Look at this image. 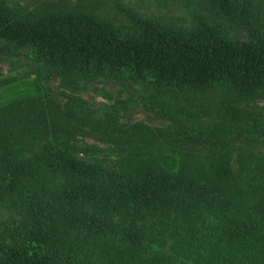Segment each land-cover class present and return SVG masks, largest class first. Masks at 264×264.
Returning <instances> with one entry per match:
<instances>
[{
	"label": "trees",
	"instance_id": "1",
	"mask_svg": "<svg viewBox=\"0 0 264 264\" xmlns=\"http://www.w3.org/2000/svg\"><path fill=\"white\" fill-rule=\"evenodd\" d=\"M198 2L207 14L192 12L191 28L126 4L132 26L67 3L0 0V53L28 58L40 89L53 76L69 88L99 75L140 82L143 105L170 122L155 131L110 111L82 116L74 94L1 104L0 206L21 218L0 224V264H264V155L235 158L228 139L264 141V123L225 103L215 114L228 124L189 126L207 115L189 95L264 90V0ZM215 17L248 37L230 38ZM180 94L187 106L169 97ZM83 134L125 155L104 167L77 144Z\"/></svg>",
	"mask_w": 264,
	"mask_h": 264
},
{
	"label": "rangeland",
	"instance_id": "2",
	"mask_svg": "<svg viewBox=\"0 0 264 264\" xmlns=\"http://www.w3.org/2000/svg\"><path fill=\"white\" fill-rule=\"evenodd\" d=\"M15 4L31 9L39 7H48L55 4L67 3L77 9H88L95 11L100 15L109 17L114 23L120 25L132 26V21L124 14V11L118 7L119 4H126L137 11L155 17L163 22L173 21L183 26L195 28L197 21L192 15L196 13L207 14L201 12L202 4L197 0H11ZM200 4V5H199ZM218 24L225 30L226 35L232 39L244 40L249 35V30L228 19L215 17ZM210 20V17H207ZM22 60V62L20 61ZM30 60L19 53L4 54L0 53V81L8 78H17L12 83L0 87V105L11 102L15 99L35 97L41 94L49 93L55 99L66 103L69 94L79 96L87 104L85 110H81L80 115L85 116L93 114L95 117H103L107 111L114 114L117 122L122 124L143 123L151 126L155 131L169 129V120L147 109L141 98L150 94L145 85L140 82L121 79L116 77L99 75L96 78L78 79L77 88L63 86L61 78L53 76L49 82H45L38 86L37 76L33 71L34 65L26 63ZM23 63V64H22ZM41 90V91H40ZM188 94H186L187 96ZM176 103L188 105L186 98L181 94L175 97L169 96ZM192 101L196 103L195 109H204L206 114H201L189 123V126L197 129L205 127L208 124L227 123L225 119L215 114L218 105L231 103L233 107L248 113V117L252 118L256 115L258 119L264 123V90L260 92H242L233 91L224 93V91L214 90L207 93H198L189 95ZM59 102V101H58ZM192 107V106H191ZM251 114V115H249ZM247 117V118H248ZM228 124V123H227ZM243 124V122H241ZM247 124H252L251 119H247ZM228 139L232 143L233 156H239L240 151L252 155H264L263 140H249L231 138ZM77 144L83 147H89L95 153L89 155V159L97 161L104 167L117 166V162L125 155L123 150L115 143L104 141L102 139L92 137L88 134L78 135ZM198 150L206 151L204 147L198 146ZM85 155L84 152H80ZM235 166H238L234 162ZM63 176H60L53 183L58 187L65 185ZM21 218L9 206H0V224L3 222H13ZM1 227V226H0Z\"/></svg>",
	"mask_w": 264,
	"mask_h": 264
}]
</instances>
